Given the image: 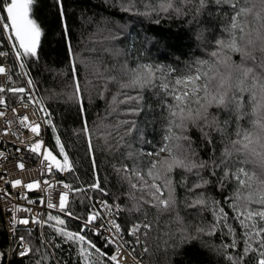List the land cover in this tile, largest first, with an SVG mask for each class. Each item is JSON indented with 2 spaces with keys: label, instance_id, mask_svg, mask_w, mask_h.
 Here are the masks:
<instances>
[{
  "label": "trees",
  "instance_id": "trees-1",
  "mask_svg": "<svg viewBox=\"0 0 264 264\" xmlns=\"http://www.w3.org/2000/svg\"><path fill=\"white\" fill-rule=\"evenodd\" d=\"M36 0L33 17L43 30L39 61L28 60L27 69L35 83L36 93L45 98L61 141L72 160L76 177L70 176L74 188L92 182L91 156L79 130L87 120L92 134V155L96 159V173L107 196L91 193L93 201L104 199L117 202L121 207H131L128 186L122 181L113 165L131 167L127 153L142 150L144 160L171 159L179 149L196 163L199 169L188 172L174 168L171 179L175 188L176 204L169 211L157 214L150 206L141 205V212L152 224L148 239L144 240V264H232L227 256L240 257L244 248V229L236 220L231 205L236 196L250 202L249 209H261L256 204L264 198V153L247 146L249 119L237 108L235 92L227 96L222 91L223 81H216L217 64L234 60L242 65L264 72V51L240 53L235 40L237 20L243 8L241 0ZM161 4L169 7L164 10ZM157 8L158 11H153ZM130 9V10H128ZM2 10V9H1ZM3 11V10H2ZM64 23H67V39L71 43V56L75 62V75L80 83L84 101V115L79 105L68 97L73 91V70ZM119 31V38L110 39V33ZM80 61L87 62V65ZM149 64L166 71L169 89L176 88L179 101L155 81L157 87L121 90L117 80L124 83L121 74L125 69H135ZM171 69V72H167ZM16 72V71H14ZM159 75V74H157ZM115 77L116 79H111ZM105 80L107 83L105 84ZM17 85L23 83L17 78ZM176 81H179L177 84ZM88 91H85V88ZM142 95L143 110L136 116H120L119 119L135 120L143 129V143L138 134L131 135L117 147L112 136H105L104 126L117 122L109 105L117 93ZM90 94V99H89ZM247 97L239 100L246 102ZM128 105H119L123 111ZM171 114L175 115L173 120ZM123 127L127 128L128 125ZM166 137H171L166 139ZM107 140V143H105ZM165 145L168 147L165 148ZM48 146L57 153L55 140L49 130ZM161 148L165 150L161 151ZM169 148L171 151H169ZM158 153V155H157ZM198 173V174H197ZM207 181L195 192H189L195 183ZM197 194L203 196L205 206L188 207ZM75 213L86 215L90 205L73 197ZM222 207L228 214V223L235 230V249H224L233 236L227 230H217L215 235L197 229L208 228L214 223L211 208ZM122 214L119 222L127 232ZM179 215L180 220L176 217ZM68 228L79 231V222L67 219ZM257 227H264V220L257 218ZM49 247L42 242L39 232L32 231L34 251L27 257L14 256V264H84L75 245L64 243L47 226L43 230ZM88 238L107 253L103 257L90 258V264H113L108 256L114 248L104 246L100 237L88 233ZM59 245V247H57ZM39 249V251H35ZM0 252L8 257V237L0 210ZM95 256V254H93ZM254 253L244 257L242 264H254ZM3 264V261H0Z\"/></svg>",
  "mask_w": 264,
  "mask_h": 264
},
{
  "label": "snow or ice",
  "instance_id": "snow-or-ice-1",
  "mask_svg": "<svg viewBox=\"0 0 264 264\" xmlns=\"http://www.w3.org/2000/svg\"><path fill=\"white\" fill-rule=\"evenodd\" d=\"M36 0H0V9L3 10L0 13V36L7 40L10 46L9 51H0V59L7 60L9 56L13 59L14 64L18 66V71L15 72L17 78H24L26 81L25 86H17V83L12 78L10 70L0 65V75H6L7 80L12 85L7 88V93L10 94L6 99V89L0 86V109H7L9 106V100L15 99L16 102L22 105L25 109L29 106L34 108V114H39V120H29L28 115H17L16 123L19 128H26L30 131L32 136V142L26 143L19 132H12L13 136H16L18 143L25 144V149L30 158H35L39 161V171L42 176L48 177L43 180H34L28 183H24L21 179L4 180V177L0 176V180H4V183L10 184L13 189L22 187L25 189L20 194V199L25 200L29 205H35L36 199H29L28 192H43L45 195L39 197V203L41 206L49 210L47 215L34 214L31 208L23 207L21 205L13 204L8 211L12 212L11 218V231L14 244H19V250L13 248L16 255L19 257H25L30 252H33L32 246V227H28L30 219L32 225H38L41 229V240L43 242V229L45 226L52 229V231L62 238L64 243L75 245L80 258L84 264H90V258L106 256L107 253L102 252L100 248H97L96 244L88 238V233L93 236L100 237L104 241V246L112 245L115 249L114 254L108 256V260L113 264H120L119 257L121 250L125 248L130 241L125 240L122 224L118 222L122 214L124 216V223L128 225L127 233L129 236L135 239L136 244L141 243V237L145 240L148 239L149 232L152 229L151 222L147 219L146 215H136L133 219V215L141 212V205L150 206L157 210V214L166 212L175 207L176 197L175 188L171 179V173L174 168L186 169L188 172H192L193 169H199L196 163H193L190 158H187L185 154L179 149V145L176 147L178 152L172 156L171 159H165L163 161L144 160L143 157L147 155L151 157L153 153H145L142 150H132L127 153V158L131 160V167L127 164L122 167L113 165V168L119 175L122 181H125L128 186L127 196L132 202L131 207H121L117 202L118 198L113 200V203H108L107 200L97 199L93 201L91 193H99L102 196H107L108 192L105 188L101 187L100 177L96 173V159L92 155L93 143L92 134L89 132L87 120L84 119L83 127L79 130V135H83L86 139L88 146V153L91 156V171L92 182L87 185H82L79 188H74L71 183L64 180L57 181L55 176L57 174H71L76 177V170L72 160L69 158L68 153L65 150V145L61 141L60 134L57 130V126L53 123L52 114L45 106V98L36 95V87L30 73L26 70V62L28 60L39 61L40 59V47L41 38L43 36V30L37 20L33 17V7ZM60 4V15L63 18L64 10L61 0H57ZM169 7L167 4H161L160 8L166 10ZM130 10V9H128ZM153 11H158L154 8ZM65 40L68 45V52L70 57V63L73 70V91L69 95V99L79 105V114L81 117L84 115V101L80 92V83L76 79L75 75V60L71 56L72 47L70 41L67 39L68 26L64 23ZM110 39L119 38V31L110 33ZM0 48H3V40H0ZM87 65V62L80 61ZM168 69L167 72H171ZM159 74V75H157ZM122 79L127 82H120L117 80L119 88L121 90L143 88L146 85L150 87H157L155 81H161L159 87L169 91L172 98L175 101H179L176 88L169 89V82L166 77V71L152 65L145 64L140 65L135 69H125L121 74ZM111 79H116L111 77ZM107 80H105V84ZM178 84L179 81H176ZM88 91V88H85ZM89 94V99H90ZM142 95H129L127 92L117 93L112 97L109 108L111 111L108 115L115 114L117 122L114 125L104 126L103 123L95 130L99 132L100 128H103L105 136H112L117 141V147L124 140V137L131 135L133 131H136L138 138L143 143V129H138L135 120L119 119L120 116H136L143 110ZM119 105H128L123 111H118ZM5 110H0V117H3L6 113ZM12 112L15 115L16 109L12 108ZM172 119H175V115L171 114ZM12 121H6L7 127L0 131V137L6 136L11 131ZM41 124L50 128L55 140V148L57 153L45 146L42 138L37 139L41 135ZM128 125L127 128L123 127ZM171 137H166V139ZM5 144L8 142L5 141ZM107 143V140H105ZM168 146L165 145V148ZM161 148V151L165 150ZM169 151L171 149L169 148ZM9 155H12L17 159V167L23 171L25 169L24 153L19 148H16L15 152L11 150H0V160H6ZM158 155V153H157ZM198 174V173H197ZM78 179V177H76ZM207 181L197 182L191 188L189 192H195L196 189L201 188ZM59 190V196L56 202H53L52 193ZM73 195L75 198H79L83 204L85 198L90 205L86 215L77 214L74 208L70 206L69 196ZM10 194L0 187V201H3ZM74 203V200L72 201ZM247 202L238 196L235 198V202L231 205L235 219L239 221L240 226L244 231V248L243 254L240 257L227 256V260L232 264H242L244 257L254 253V264H264V227H257L256 220H264V208L261 209H249ZM264 206V198H261L258 203ZM98 205V207H97ZM206 201L202 195L197 194L188 203V207L196 208L197 206H205ZM57 214H53V211ZM29 213V217L18 218L19 212ZM214 223L208 226L207 229L200 227L198 232H206L207 235H215L217 230L222 228L227 230V235L233 236L231 244H224V249H235L237 241L235 237V230L228 223V214L222 207L211 208ZM65 217H71L73 220L79 221V231H72L68 228V221ZM177 221L180 220L179 215L176 217ZM99 222V223H97ZM17 225H22L19 229L20 235L17 238L15 233L17 231ZM143 229V231H141ZM48 243H51L50 241ZM59 247V245H57ZM39 251V249H35ZM144 251H147L145 247ZM95 254V256L93 255ZM0 261L3 264H14L11 261V257H5L4 252H0ZM39 264V262H37ZM251 264V262H250Z\"/></svg>",
  "mask_w": 264,
  "mask_h": 264
},
{
  "label": "built area",
  "instance_id": "built-area-1",
  "mask_svg": "<svg viewBox=\"0 0 264 264\" xmlns=\"http://www.w3.org/2000/svg\"><path fill=\"white\" fill-rule=\"evenodd\" d=\"M2 12L3 11L0 9V13H2ZM0 40H3V48H0V51H9L10 52V46L8 45L7 40L4 39L2 36H0ZM0 65L4 66L6 69H9L10 74H12L13 80L16 81V75H15L14 71H18V66L16 64H14L11 56H9V58L6 61L0 59ZM26 70L28 71L27 66H26ZM22 80H23V83L21 85H17V86H25L26 87L25 79L22 78ZM16 83H17V81H16ZM0 86L5 87V89H6L5 96L7 99L10 95L7 93V88L11 87L12 85L7 80L6 75H0ZM36 95L39 96L37 93H36ZM45 106H46V104H45ZM12 108L16 109L15 115L12 112ZM0 110H5V109H0ZM5 113L6 114L3 117H0V131H3L7 127L6 121H12L13 123L11 125V131L9 132V134L6 136L0 137V150H11V152H15L16 148H19L21 150V152L24 153V156H25V159H24L25 169L23 171L19 170L17 167V159L15 157H13L12 155H9L6 160H0V176L4 177V180L21 179L22 181H24V183H28V182L38 180V179L43 180V179L48 178V177L41 175V173L39 171V168H40L39 161L35 158H30L29 154L27 153V151L25 149V144L16 142L17 141L16 136L12 135V132H19L22 135V137L26 143H31L32 142L31 133L26 128H19L18 127V125L16 123L17 115H21V116L22 115H28L29 120H37L38 121L39 120V114L38 113L34 114V108L32 106H29L27 109H25L22 105L18 104L15 99L9 100V106L5 110ZM49 130H50V128H47V127H45L44 124H41V135H40V137L37 138V139L42 138L44 140L45 146L48 148H49V146H48ZM5 141H7L8 143L5 144L4 143ZM70 176H71V174H68V173H65L62 175L57 174L55 176V179L57 181L64 180L65 182L72 184V182L69 179ZM4 180H0V187H2L5 190V192L10 194V195L8 197H6L3 201H0V210H1V214H2L4 228H5L7 237H8V257L10 256L12 258L14 256H17L16 252L13 251V248L15 246V249L18 251L19 250V244L18 243L14 244V240L12 239V231H11V228H12V225H11L12 212L8 211L7 209H10L13 204L21 205L23 207L31 208L32 212L34 214H43L41 218L46 216L47 212L49 210H47L46 208L41 206L39 203L38 198L45 195L43 192H28L27 194H28L29 199H36L37 200V203L35 205H29V204H27V202L25 200H22L19 198L20 194L22 192H24L25 189H23L22 187H17L15 189H13L10 184L4 183ZM58 196H59V190L54 191L52 193L53 202L57 201ZM69 200H70V206L72 207V201H73V195L72 194H70ZM108 203L111 204L113 202L108 201ZM97 207H98V205H97ZM51 211H53V214H57L55 212V210H51ZM17 217L18 218H24V217L30 218L29 213H25L23 211L17 213ZM65 218L73 220L71 217H65ZM77 222H79V221H77ZM118 222H119V220H118ZM97 223H99V222H97ZM22 227H25V226L17 225V231L15 233L17 238L21 234L19 229ZM28 227H32L33 231L37 230L40 234V237H41L40 227L38 225H35V226L32 225L31 219H30V224L28 225ZM141 231H143V229H141ZM124 237H125V240L130 241V243L128 245H126L125 248H123L121 250V255L118 258L120 264H144L143 259H144L145 243H144L143 237H141V243L140 244H136L135 239L133 237L129 236L127 232H124ZM43 242L51 250L49 244L45 240L44 233H43ZM108 246L114 248L112 245H108ZM114 251H115V249H114ZM27 256H25V257H27ZM17 257L18 258H24V257H19V256H17Z\"/></svg>",
  "mask_w": 264,
  "mask_h": 264
},
{
  "label": "clouds",
  "instance_id": "clouds-1",
  "mask_svg": "<svg viewBox=\"0 0 264 264\" xmlns=\"http://www.w3.org/2000/svg\"><path fill=\"white\" fill-rule=\"evenodd\" d=\"M241 7L243 11L237 20L241 27L235 36L240 53L264 51V0H241ZM214 72L218 74L216 81H223L226 96L238 94L237 108L249 119L247 146L264 153V72L239 64L234 58L217 64ZM243 97L247 100L241 104Z\"/></svg>",
  "mask_w": 264,
  "mask_h": 264
}]
</instances>
